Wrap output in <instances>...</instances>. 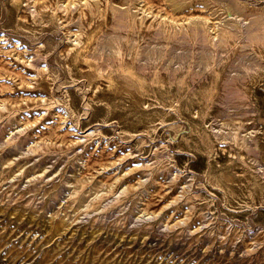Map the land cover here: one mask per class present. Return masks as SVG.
I'll use <instances>...</instances> for the list:
<instances>
[{
	"label": "rangeland",
	"instance_id": "rangeland-1",
	"mask_svg": "<svg viewBox=\"0 0 264 264\" xmlns=\"http://www.w3.org/2000/svg\"><path fill=\"white\" fill-rule=\"evenodd\" d=\"M0 264H264V0H0Z\"/></svg>",
	"mask_w": 264,
	"mask_h": 264
},
{
	"label": "bare ground",
	"instance_id": "bare-ground-1",
	"mask_svg": "<svg viewBox=\"0 0 264 264\" xmlns=\"http://www.w3.org/2000/svg\"><path fill=\"white\" fill-rule=\"evenodd\" d=\"M227 2V5L229 6V9L231 8V9H233V10H237V7H236V5L233 3V2H231V1H226ZM116 7V10H117V12H118V14H120V11H122V9L120 8V7H117V6H115ZM125 9V8H124ZM263 9V8H262ZM124 14V13H123ZM257 14V13H256ZM124 17V16H123ZM120 19H122L120 16L118 17V22L119 21H121ZM228 21V20H227ZM261 21V20H260ZM122 22V21H121ZM117 24V23H116ZM248 35L250 36V38L252 37V36H257V32H256V30L257 29H255V25H258V19L256 18V17H253V18H251L249 21H248ZM261 25V24H260ZM114 26H116V25H114ZM237 32V31H236ZM201 34V33H200ZM112 36V35H111ZM202 36V35H201ZM113 37V36H112ZM110 38L111 37H109V38H106V40H105V42H104V44L105 45H108V44H111L110 43ZM255 38V37H254ZM203 39V38H202ZM202 41H204V40H202ZM114 45V44H113ZM110 46V45H109ZM234 76V75H233ZM231 79V78H230Z\"/></svg>",
	"mask_w": 264,
	"mask_h": 264
}]
</instances>
